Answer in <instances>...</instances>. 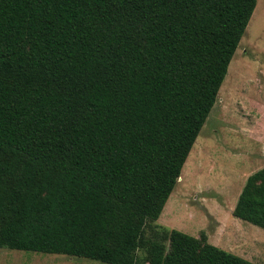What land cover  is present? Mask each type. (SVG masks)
I'll return each instance as SVG.
<instances>
[{
  "label": "trees",
  "instance_id": "obj_1",
  "mask_svg": "<svg viewBox=\"0 0 264 264\" xmlns=\"http://www.w3.org/2000/svg\"><path fill=\"white\" fill-rule=\"evenodd\" d=\"M255 0H0V248L253 264L154 225ZM264 230V167L231 211Z\"/></svg>",
  "mask_w": 264,
  "mask_h": 264
},
{
  "label": "rangeland",
  "instance_id": "obj_2",
  "mask_svg": "<svg viewBox=\"0 0 264 264\" xmlns=\"http://www.w3.org/2000/svg\"><path fill=\"white\" fill-rule=\"evenodd\" d=\"M264 167V0L255 6L215 101L154 225L264 264V230L234 218L247 176ZM0 264H103L0 248Z\"/></svg>",
  "mask_w": 264,
  "mask_h": 264
}]
</instances>
